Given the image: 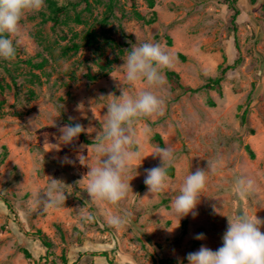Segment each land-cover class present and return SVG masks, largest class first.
<instances>
[{
	"label": "rangeland",
	"instance_id": "374dc122",
	"mask_svg": "<svg viewBox=\"0 0 264 264\" xmlns=\"http://www.w3.org/2000/svg\"><path fill=\"white\" fill-rule=\"evenodd\" d=\"M153 1L150 7L146 0H45L42 11L21 21L16 58L0 60V264H110L102 252L114 264H188L187 254L201 245L213 251L222 246L225 216L247 211L264 220V0H235L236 32L227 0ZM50 7L64 9L56 24ZM149 41L174 56L165 76L174 71L194 91L166 77L158 90L164 114L134 125V148L146 158L140 166L131 162L133 192L118 206L91 201L86 180L77 181L99 159L91 144L112 99L107 96H120L121 87L133 94L144 87L128 85L118 67L133 44ZM99 61L106 62L105 70ZM227 65L234 67L221 75ZM88 68L96 79L86 76ZM216 77L218 89L201 88ZM70 117L87 131L64 145L59 128ZM157 147H171L175 161L167 186L149 194L145 170L160 165L152 155ZM65 157L73 163H62ZM207 161H218V169L208 177L197 215L180 218L172 201L186 176ZM241 176L254 181L244 200L233 191ZM49 177L67 184L70 195L65 205L45 212L35 194L46 189ZM81 211L94 213V222H83ZM124 211L129 216L123 228L107 224L109 212ZM37 230L49 248L33 235ZM199 233L205 239H195Z\"/></svg>",
	"mask_w": 264,
	"mask_h": 264
},
{
	"label": "clouds",
	"instance_id": "9594fccd",
	"mask_svg": "<svg viewBox=\"0 0 264 264\" xmlns=\"http://www.w3.org/2000/svg\"><path fill=\"white\" fill-rule=\"evenodd\" d=\"M45 7V0H0V60L11 61L16 58L21 21L26 15L38 13ZM122 59L124 63L118 68L123 72L127 84H143L144 87L134 94L121 87L120 96L117 97L114 93L107 96L112 99L105 107L107 111L102 128L91 144L99 159L77 181L79 184L86 180L85 191L91 201L117 206L128 197L129 192H133L130 182L134 177L127 179L131 162L140 161V166L146 158H142L141 152L134 148L138 143L134 125L144 117L164 114L165 100L158 94V90L167 84L164 69L173 66L174 56L160 43L149 41L133 44ZM107 97L101 96L100 99ZM83 106L82 103L78 104L77 110H81ZM62 107L63 105L60 109ZM36 119H29V125ZM85 131L87 129L80 123L63 125L59 128V141L64 145L72 144ZM152 155L159 158L160 165L145 170L144 183L149 194H156L170 180L168 169L174 164L175 153L171 147H157ZM77 158L82 164L85 156L81 154ZM62 163L73 161L65 157ZM218 163L207 161L206 168L198 167L195 172L186 176L179 188V194L172 201V207L180 218L189 214L197 215L195 210L200 203L201 193L206 187L209 175L217 172ZM49 178L46 189L35 194L36 203L45 212L65 205L70 195L65 190L67 184L61 179ZM253 190L254 181L242 176L235 178L233 191L241 200L246 199ZM212 207L214 213L220 214L215 205ZM80 215L85 223L95 220L94 213L81 211ZM128 216L127 211L109 212L106 222L110 227L119 230L128 223ZM225 217L228 226L222 236V246L213 251L201 245L199 250L187 254L188 264H264V232L261 231L264 220L256 213L250 215L247 211ZM194 238L203 240L205 235L199 233Z\"/></svg>",
	"mask_w": 264,
	"mask_h": 264
},
{
	"label": "trees",
	"instance_id": "16d2710c",
	"mask_svg": "<svg viewBox=\"0 0 264 264\" xmlns=\"http://www.w3.org/2000/svg\"><path fill=\"white\" fill-rule=\"evenodd\" d=\"M147 4L152 7L154 4L153 0H146ZM229 8H231V10L233 11L232 16H231V23L233 25V31L236 32L237 27H236V17L239 14V11L235 5V0H227ZM51 9V20L53 21V23L56 24V22H58V18H59V14L62 13L64 11L63 7H50ZM88 37H87V42L88 44L92 45L94 43V37H93V33L92 32H88L87 33ZM234 39L236 40V36H234ZM236 42V41H235ZM236 44V43H235ZM74 47H76V45H73ZM181 56V55H180ZM237 60L234 61V64L236 63ZM106 62L103 63V61H99V68L102 70H105L106 66ZM229 67H234L233 65H227L226 67L222 68L221 70V75H223L226 70L229 69ZM166 77L169 80V82L175 86V87H179L183 90L186 91H190L193 92L194 89L188 87V86H184L180 83L179 81V76L177 73H175L174 71L171 70H166ZM86 76L91 79L94 80L97 78V75L92 71V69L88 68L87 72H86ZM220 79L221 77H216V78H209L207 79L206 83L203 84L201 86V88L204 89H218L220 87ZM3 94L1 91V87H0V104L3 102ZM66 122L68 124H73L74 122L66 119ZM155 140H157L158 142H161L160 137H158V135L154 136ZM87 143H90V141H87ZM246 149L249 150V152L252 154L251 150L249 149V147L246 145ZM3 201L5 202L4 204H6L9 208H11L10 204H8L7 199L3 198ZM34 236H36L39 241L41 242V244L47 248H49L51 246V243L47 240V237L44 233H42L40 230H37L36 233H33ZM101 256L105 257V259L108 261V263L110 264H114L113 261H111L108 257L107 252H102L100 254ZM170 261L168 259H160V263L161 264H168Z\"/></svg>",
	"mask_w": 264,
	"mask_h": 264
}]
</instances>
